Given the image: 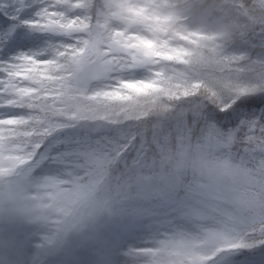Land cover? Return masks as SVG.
<instances>
[{"label":"snow or ice","instance_id":"obj_1","mask_svg":"<svg viewBox=\"0 0 264 264\" xmlns=\"http://www.w3.org/2000/svg\"><path fill=\"white\" fill-rule=\"evenodd\" d=\"M0 11L67 37L47 58L0 59V109L20 110L0 112V220L46 225L44 245L108 227L103 264H210L243 249L244 264H264V107L229 111L245 96L264 104V0ZM53 164L59 174L37 173Z\"/></svg>","mask_w":264,"mask_h":264},{"label":"trees","instance_id":"obj_2","mask_svg":"<svg viewBox=\"0 0 264 264\" xmlns=\"http://www.w3.org/2000/svg\"><path fill=\"white\" fill-rule=\"evenodd\" d=\"M31 10V8H26ZM24 9L23 11H25ZM7 21V23H5ZM13 22L9 16H5L3 11H0V29L6 31L9 27V24ZM60 40H67V37L60 36L58 34L45 33L39 31H27L26 28H15L12 33L7 32L5 38L0 37V59L11 58L15 56L18 52L21 51H33L40 53L41 56L47 58L50 53L46 50L47 42H57ZM142 70H137L135 73L136 76L143 75ZM243 103L244 106H241ZM261 107H264V104H261L257 97L255 96H245L241 101H237V104L233 105L232 109L229 111H235L239 114L252 113L258 111ZM74 135L75 132L73 131ZM58 147H63L59 145ZM61 166L58 165H48L45 168L37 169V173L41 174L46 171H52L55 174L60 173ZM26 231L25 224H12L0 220V259H4L8 255L9 249L6 246L11 243L10 239L15 237L17 240H20ZM91 231V230H89ZM112 229L105 227L98 230V234L94 238L90 239L86 243L83 241L82 234L79 232H70L73 234L76 239L80 241L79 244H75L73 249L77 250L78 256L83 259V262L86 264H100V260L106 257V246L110 237ZM31 235H26L22 239V243L26 241L27 238ZM33 242V241H32ZM34 243H37L35 241ZM40 244L44 245V242L41 241ZM22 244H12V249H18ZM67 243L64 244V247ZM73 245L70 244V248ZM249 250L243 249L237 252H221L217 253L218 255H226L229 260L243 257L244 254H248ZM215 256V257H216ZM260 257L256 260H259ZM1 262V260H0Z\"/></svg>","mask_w":264,"mask_h":264},{"label":"rangeland","instance_id":"obj_3","mask_svg":"<svg viewBox=\"0 0 264 264\" xmlns=\"http://www.w3.org/2000/svg\"><path fill=\"white\" fill-rule=\"evenodd\" d=\"M34 11L35 8L32 7L31 10H22L19 15L21 19H29L33 17ZM18 27H25L27 31H35L23 23L14 24L11 22L6 31L0 29V37L5 38L7 36V32L12 33L13 30ZM3 111H7L8 114H15L20 110L0 109V112ZM68 135H74L73 131H69ZM54 174L55 173L52 171H46L40 175ZM25 225L26 231L20 240H22L27 234L31 235V237L27 238L24 244L21 243L22 245L18 247V249H12V243H9L6 246V248L9 249L8 255L4 259H0V264H86L83 262V259L78 256V251L73 249L74 246H76L75 244H79L80 241L76 239L72 233L68 234L63 240L56 242L54 245H43L40 244V242L43 241L44 235L47 234L50 229L46 225L42 224L27 223ZM146 239L147 237L145 236H139L137 238V243L139 245H143ZM35 241H37V243H34ZM65 243H67V245L64 247ZM70 244L73 245L72 248H70ZM249 257L250 253L244 254L243 257L229 260L226 255H218L212 258L210 264H244ZM105 258L99 261L100 264H103ZM258 258L259 255L252 257L254 260Z\"/></svg>","mask_w":264,"mask_h":264}]
</instances>
